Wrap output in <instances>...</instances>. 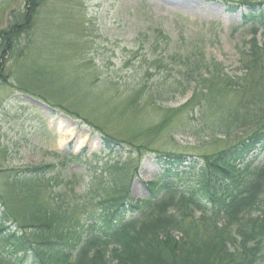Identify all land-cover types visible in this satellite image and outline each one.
<instances>
[{"label":"rangeland","instance_id":"rangeland-1","mask_svg":"<svg viewBox=\"0 0 264 264\" xmlns=\"http://www.w3.org/2000/svg\"><path fill=\"white\" fill-rule=\"evenodd\" d=\"M223 6L204 0H0V194L8 211L33 226L43 208L66 219L98 207L103 178H117L122 166L100 156L102 132L124 142L125 169L138 166L136 176L124 178L138 200L164 173L158 154L212 156L264 124V53L242 80L251 37L232 30L244 9L233 15ZM155 27L171 39L168 47ZM181 31L210 38L208 57L238 85L235 91L220 82L191 101L196 86L184 91L179 64L171 60L179 55ZM10 33L12 51L3 59ZM68 154L81 159L66 161L63 169L59 156ZM46 164L58 167L45 182L27 176Z\"/></svg>","mask_w":264,"mask_h":264},{"label":"trees","instance_id":"trees-1","mask_svg":"<svg viewBox=\"0 0 264 264\" xmlns=\"http://www.w3.org/2000/svg\"><path fill=\"white\" fill-rule=\"evenodd\" d=\"M204 1H216L233 15L244 9L239 27L232 30L237 34L242 29V36L251 37L249 58L242 59L244 80L251 66L263 59L264 45L258 37L264 40V0ZM37 9L31 10L33 16ZM153 30L167 47L171 44L158 27ZM184 35L179 33V55L174 53L171 60L179 64L184 91L192 83L196 86L191 101L205 91L213 93L220 82L235 91L238 85L208 57L210 38ZM11 37L12 33L4 39L8 46L3 59L12 51ZM100 138V156L114 157L122 166L117 178L105 173L98 207L66 219L43 208L37 211V223L27 226L8 211L0 194V264H264V158L257 161L264 150V124L212 156L158 154L156 163L164 173L147 184L145 197L138 200L131 197L124 179L139 170L125 169L129 162L123 157L124 142L104 132ZM59 159L64 169L66 161L81 158L68 154ZM56 167H34L27 176L42 183Z\"/></svg>","mask_w":264,"mask_h":264}]
</instances>
